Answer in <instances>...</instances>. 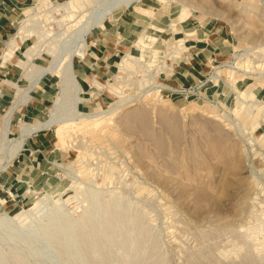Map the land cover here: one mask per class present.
<instances>
[{"label": "rangeland", "instance_id": "rangeland-1", "mask_svg": "<svg viewBox=\"0 0 264 264\" xmlns=\"http://www.w3.org/2000/svg\"><path fill=\"white\" fill-rule=\"evenodd\" d=\"M90 1L83 0L92 8ZM161 1L174 8V22L184 5L185 24L195 18L228 39L230 57L219 65L235 56L233 62L251 73L223 70L217 80L225 88L211 97L178 92L165 78L181 61V52H172L183 36L151 30L157 37L152 56L134 45L132 54L141 59L130 65V75L120 64L116 76L102 82L103 94L81 91L79 109L95 114L111 101L127 103L101 121L79 120L72 143L62 149L68 157L61 185L21 205L36 215L39 198L50 194L64 213L37 215L35 228L17 229L15 237L0 231V264H264V143L256 139L264 130L251 132L256 116L237 112L241 101H263L264 0ZM52 2L39 23L44 62L38 66L53 62L54 50L67 56L76 48L69 37L80 24L77 13L70 18L68 0ZM149 3L131 9L152 15ZM30 40L39 55L38 37ZM52 78L57 96L60 79ZM73 102L69 96L62 112ZM16 208L0 214L14 215Z\"/></svg>", "mask_w": 264, "mask_h": 264}, {"label": "crops", "instance_id": "crops-1", "mask_svg": "<svg viewBox=\"0 0 264 264\" xmlns=\"http://www.w3.org/2000/svg\"><path fill=\"white\" fill-rule=\"evenodd\" d=\"M35 1L0 0V132L6 117L11 114L13 138H20L23 125L46 120L50 115V106L57 98L58 84L52 74L39 78L38 67L41 66L38 65L44 62L42 56L36 57L38 55L35 54L32 58L34 66L30 73L21 64L31 40L17 38L18 28L27 8L34 5ZM148 1L147 9L153 8L154 15L136 12L132 7L119 9L88 35L85 55L80 56L75 63L76 76L82 90L90 92L92 81L107 82L115 76L123 57L128 52L132 53L137 38L148 25L153 24L168 32L169 36L179 35L186 40L187 49L180 53L181 61L173 65L174 68L165 78L168 84L182 88L207 80L200 96L211 97L219 91L223 92V80L213 83L208 81V77L215 67L230 57L228 39L196 23L195 18L192 22L189 18L184 26L177 24L174 28V19L171 18L174 16V8L163 6L161 0ZM16 38L18 45L10 58L6 59L11 43ZM261 97L264 101V89ZM62 149L54 126L27 135L13 159L0 171V211L24 205L38 193L57 189L63 181V163L68 157Z\"/></svg>", "mask_w": 264, "mask_h": 264}, {"label": "bare ground", "instance_id": "bare-ground-1", "mask_svg": "<svg viewBox=\"0 0 264 264\" xmlns=\"http://www.w3.org/2000/svg\"><path fill=\"white\" fill-rule=\"evenodd\" d=\"M141 1L142 0H91L90 2H94V6L92 8L88 7L87 3L86 2L84 3L83 0H68L67 3H63L64 7H68V8L70 7L71 9H73L70 12L69 10L67 11L69 12L70 18L72 14L76 12L77 13L76 24L80 23L77 25L78 27L72 33H70L71 36L69 37L70 41L72 40L75 42L76 48L72 55H67V56L66 55L60 56L58 52H55L54 50V52L51 53L53 54V62L48 64V66L46 67L44 66L38 67L39 68L38 72L40 74L39 78L45 77L47 76V74H54L56 77L60 79V82H59L60 83L59 84L60 93H58L57 99L55 103L53 104L52 109H50L49 117L44 121H38L33 124L23 125L21 128L20 138H13V137L11 138L12 136L11 129H10L11 128L10 127L11 114H9L6 117L4 121V125L1 128V132H0V171L4 169L7 166V164L13 159V157L19 150L23 142V139L27 135H29L31 132L39 130V129L47 128L50 126H57L56 127L57 128L56 138L59 142V145L61 148L67 149L69 145L72 143L70 139V133L74 129V127L76 126L79 120L86 119V118H96L97 121H101L105 117L113 116L117 112V110L120 108V106L127 103L125 98L124 99L120 98L116 101H111L107 109H103L100 112H97L95 114H92V113L88 114V113L82 112L79 109V105L82 102V99L80 97V94L82 91V85L76 76L74 58L85 55V50L87 47V36L93 30H96L101 25H103V23L105 22V20H107V18H109V16H112L119 9L131 8L135 4H140ZM53 5H54V2L51 3V0H41L40 2H37L33 6L29 7L27 11H30L31 14L28 15L26 12L18 28L17 38L23 39V38H32L33 36L38 37V42H40V44L38 45L39 55L37 57L42 56V48H41L42 40H39V39L43 38V33L38 31L39 23H41L40 22L41 17L45 13H49L48 10ZM43 7L45 8L43 9ZM152 12H153V8L146 10L147 14L152 13ZM186 16H187V13L185 11V6L183 5V10L181 14L179 15V19L178 21H175L173 23V27L175 28L177 24L184 26ZM34 21H35V24H34ZM152 25H148L146 27L144 32L137 38L136 43H135V46L138 49L142 51L147 50V54L149 55L152 54V43L157 40V37L155 36L154 33L151 32V30H156L157 32H163L161 29L157 28L156 26H152ZM17 38L13 39L11 43V48L8 50L6 59L12 53H14V50L16 49V46L18 45ZM177 42L178 44L173 49L172 54L173 53L179 54L180 52H183L184 47L186 49L184 38L183 39L181 38ZM34 51H35V47L29 46L26 52L24 53V55L22 56L21 64L26 67V70L29 73L32 71V67H33L32 62H31L32 58L36 54V52L34 54ZM64 54H68V53L65 52ZM168 54H171V53H168ZM143 56H145L144 53H143ZM140 59H141L140 57L135 56L132 53L128 52L125 55V57H123L122 59L121 67H120L121 73L123 75L125 74V76H129L131 72V70L129 69L130 65L139 63ZM238 65L239 64H236V62H232L225 66L215 67V71L211 75V77L208 79V81H213L214 83V81L220 78L223 70H227L228 72H230L236 69V70H243L245 74L251 73L250 69L241 68L242 65L241 66H238ZM257 71L258 70H256L255 72ZM115 76H113L112 78H114ZM95 83H96V86L100 90L105 91L106 83L104 84L100 81H95ZM159 88L175 90L171 86L163 85V84L160 85ZM69 96L73 98L74 102L71 103V106L68 108L70 110H67L66 112H62V109H63L62 106L66 103V100L68 99ZM254 101L255 102H252L253 104H249V105L247 102L241 101L240 106L237 108V112L239 114L240 112H243L244 110H246L248 112L247 115L256 116L258 121L256 120V123H254L252 127L250 128L251 132H256L257 129L262 128L264 126V101H261L260 99H257V98ZM258 118H260L261 120L259 121ZM256 139L262 140L261 143H264V131ZM251 140L253 139L251 138ZM253 143L255 142L253 141ZM76 187H77V182L75 181L73 186L71 185V188L75 190ZM62 194L63 192H60L58 195H62ZM43 200L45 201L46 204L43 202ZM56 200H57L56 197L50 194H45L43 197L39 198V201L34 206V208L38 210L36 215H34L30 211L25 210V208L22 207L21 205L17 206L16 213L14 215L0 214V231H3V233L7 237L8 236L13 237L15 234L18 233L17 229L24 228L28 230H33L36 226L37 221L39 220L37 215L47 214L48 212H51V211L52 212L61 211L62 213H64L62 209L64 207L59 206L58 203L52 206L53 201L56 202ZM60 202H61L60 204L64 203L63 201H60ZM0 251H2L1 247H0Z\"/></svg>", "mask_w": 264, "mask_h": 264}, {"label": "built area", "instance_id": "built-area-1", "mask_svg": "<svg viewBox=\"0 0 264 264\" xmlns=\"http://www.w3.org/2000/svg\"><path fill=\"white\" fill-rule=\"evenodd\" d=\"M27 39H30V38H27ZM76 46V44H75ZM75 48V47H74ZM80 58V57H79ZM235 59V56H233V60ZM233 60L231 62H233ZM229 63V62H228ZM222 64V63H221ZM226 64H223V65H218V66H225ZM217 66V67H218ZM108 82V81H107ZM207 84V80L204 81V82H200L198 85H194V86H191V87H182L180 88L179 90H177L178 92H181L185 95H189V96H200V91L203 87H205ZM92 90H96L98 91V96H100V92L103 94L105 91H102L100 90L97 86H96V83L95 81H92L91 83V87H90V91ZM10 196H12L10 194Z\"/></svg>", "mask_w": 264, "mask_h": 264}]
</instances>
